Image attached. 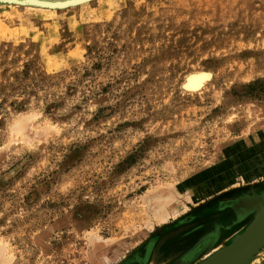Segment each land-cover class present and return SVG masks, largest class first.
Returning <instances> with one entry per match:
<instances>
[{
  "label": "rangeland",
  "instance_id": "obj_1",
  "mask_svg": "<svg viewBox=\"0 0 264 264\" xmlns=\"http://www.w3.org/2000/svg\"><path fill=\"white\" fill-rule=\"evenodd\" d=\"M263 193L264 0H0V264H198Z\"/></svg>",
  "mask_w": 264,
  "mask_h": 264
},
{
  "label": "water",
  "instance_id": "obj_2",
  "mask_svg": "<svg viewBox=\"0 0 264 264\" xmlns=\"http://www.w3.org/2000/svg\"><path fill=\"white\" fill-rule=\"evenodd\" d=\"M249 205L253 212L252 221L244 229L243 233L234 237L225 248L214 252L198 264H241L252 257L264 245V203L263 197H251ZM249 200V201H250ZM250 202V203H251ZM200 247V246H199ZM199 249L190 251L181 263H187L193 258ZM191 254V257L188 255ZM214 262V263H213Z\"/></svg>",
  "mask_w": 264,
  "mask_h": 264
},
{
  "label": "bare ground",
  "instance_id": "obj_3",
  "mask_svg": "<svg viewBox=\"0 0 264 264\" xmlns=\"http://www.w3.org/2000/svg\"><path fill=\"white\" fill-rule=\"evenodd\" d=\"M8 1H10V0H8ZM45 1V0H44ZM46 1H55V0H46ZM49 3V2H48ZM59 3V2H58ZM77 3V2H76ZM65 4V3H64ZM44 5H47V4H44ZM52 5H56V3H53ZM66 5V4H65ZM64 6V5H63ZM50 7H53V6H50ZM59 7H61V6H59ZM195 79V77H191L190 79H188V83L186 84V87H188V88H194L195 86H194V84L196 83L197 84V78L195 79V81H194V83L192 82L193 81V79ZM190 80H192L191 82H190V84H191V87H190V85H189V81ZM201 81V80H200ZM199 83V82H198ZM187 85H189V86H187ZM193 85V86H192ZM198 85V84H197ZM224 189V188H223ZM262 194V193H261ZM264 194V193H263ZM254 196V195H253ZM264 196V195H263ZM250 197L248 196V195H242L241 196V198L240 199H238V200H235L234 202V204H232V205H230V207L232 208V209H234L235 211H236V213H237V215L238 216H243L244 214H247L249 211H250V208L251 207H249V205H251L252 204V200H250ZM251 202V203H250ZM156 215V219L157 220H160V221H162V220H165V214L164 213H160V212H156L155 213ZM175 215V214H174ZM167 216V215H166ZM173 217V216H172ZM151 250V249H150ZM149 254V253H148ZM188 257H191V254H189L188 255ZM184 258H185V256H184ZM183 258V259H184ZM253 258V257H252ZM255 259V258H254ZM214 263V262H213ZM216 263V262H215ZM214 263V264H215Z\"/></svg>",
  "mask_w": 264,
  "mask_h": 264
},
{
  "label": "flooded vegetation",
  "instance_id": "obj_4",
  "mask_svg": "<svg viewBox=\"0 0 264 264\" xmlns=\"http://www.w3.org/2000/svg\"><path fill=\"white\" fill-rule=\"evenodd\" d=\"M199 246H200V245H199ZM199 246H198V247H199ZM190 251H192V250H190ZM190 251H189V252H190ZM189 252H188V253H189ZM188 253H187V254H188ZM187 254H186V255H187Z\"/></svg>",
  "mask_w": 264,
  "mask_h": 264
}]
</instances>
